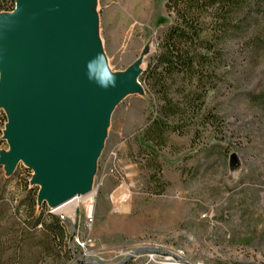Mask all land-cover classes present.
Listing matches in <instances>:
<instances>
[{"label":"rangeland","instance_id":"1","mask_svg":"<svg viewBox=\"0 0 264 264\" xmlns=\"http://www.w3.org/2000/svg\"><path fill=\"white\" fill-rule=\"evenodd\" d=\"M166 1L98 0L99 37L111 72L128 69L145 48L140 68L146 67L171 25ZM227 80L209 100L224 119V137L206 134L193 142L171 136L166 147L153 149L157 166L139 150L151 114L146 90L117 105L92 191L54 211L45 208L65 221L73 251L66 264H125L139 250L151 251L152 259L137 262L172 256L183 264H264V50L237 54ZM6 123L0 111V151L9 150ZM14 173L7 179L0 168V198L9 208L24 199L22 183L32 171L20 164ZM1 223L0 252L6 249L1 257L8 262L12 223ZM38 264L65 263L46 257Z\"/></svg>","mask_w":264,"mask_h":264},{"label":"water","instance_id":"2","mask_svg":"<svg viewBox=\"0 0 264 264\" xmlns=\"http://www.w3.org/2000/svg\"><path fill=\"white\" fill-rule=\"evenodd\" d=\"M98 0H15L0 13V111L7 117L0 167L32 171L36 207L92 191L117 105L145 92L148 49L122 72H108ZM78 264H83L79 262Z\"/></svg>","mask_w":264,"mask_h":264},{"label":"trees","instance_id":"3","mask_svg":"<svg viewBox=\"0 0 264 264\" xmlns=\"http://www.w3.org/2000/svg\"><path fill=\"white\" fill-rule=\"evenodd\" d=\"M14 5L15 0H0V13ZM164 7L171 25L157 38L139 77L151 105L139 150L146 152L145 162L155 166L154 150L166 147L171 136L193 142L206 134L224 137V119L209 100L228 83L237 54L264 50V0H167ZM22 186L26 195L18 205L9 208L0 198V226L3 221L12 223L6 238L13 251L8 262L1 257L6 249L0 252V264H38L46 257L66 264L73 251L65 221L46 214L45 204L36 215L38 191L28 180Z\"/></svg>","mask_w":264,"mask_h":264},{"label":"built area","instance_id":"4","mask_svg":"<svg viewBox=\"0 0 264 264\" xmlns=\"http://www.w3.org/2000/svg\"><path fill=\"white\" fill-rule=\"evenodd\" d=\"M144 256H146L148 258V260H149V258L152 259L151 258V251H143V250H139L137 252L134 251V253L132 252L130 255V260L125 264H162V263L163 264H165V263L174 264L175 261L177 264H179V263L183 264L182 261L180 260V258L178 259V258L172 257L170 255L169 256L171 258L167 259L164 257V259H162V260H157V261L153 260L152 263H150L148 261L147 262H137V261H139V259L143 258ZM77 260H78V258H75V263L77 262ZM120 264H124V263H120Z\"/></svg>","mask_w":264,"mask_h":264},{"label":"bare ground","instance_id":"5","mask_svg":"<svg viewBox=\"0 0 264 264\" xmlns=\"http://www.w3.org/2000/svg\"><path fill=\"white\" fill-rule=\"evenodd\" d=\"M106 64V69H108V72L110 73V69H109V66H108V63H105ZM90 196H92L93 194H89ZM81 196H77L75 198H80ZM60 206V205H59ZM57 206V207H59ZM57 209V208H56Z\"/></svg>","mask_w":264,"mask_h":264}]
</instances>
